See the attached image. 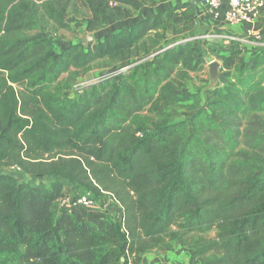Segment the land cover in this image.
Listing matches in <instances>:
<instances>
[{
	"label": "trees",
	"instance_id": "obj_1",
	"mask_svg": "<svg viewBox=\"0 0 264 264\" xmlns=\"http://www.w3.org/2000/svg\"><path fill=\"white\" fill-rule=\"evenodd\" d=\"M85 1L111 18L122 12L113 0ZM191 4L57 50L42 31L71 28L70 0H0V264H140L161 236L200 264H264L263 124H243L264 115V50L235 65L226 88L207 87L206 104L177 122L159 102L193 97L165 88L180 65L200 68L189 41L69 96L80 71L100 60L134 63L163 16ZM13 165L30 179L5 170ZM78 188L115 196L122 218L106 216L100 229L84 206L61 209L59 198Z\"/></svg>",
	"mask_w": 264,
	"mask_h": 264
},
{
	"label": "rangeland",
	"instance_id": "obj_2",
	"mask_svg": "<svg viewBox=\"0 0 264 264\" xmlns=\"http://www.w3.org/2000/svg\"><path fill=\"white\" fill-rule=\"evenodd\" d=\"M70 1L71 5L67 12V18L71 23V28L60 29L57 32L51 29H45L42 31L45 35L50 36L54 40L57 50H60V46L64 44L78 41L83 42L84 33L92 35L93 39L90 42H95V39L98 38L103 40L111 37L106 36V33H108V23L105 19L107 14L101 9L98 13H95L87 6L85 0ZM191 3L192 4L185 10L180 9L172 11L163 16V23L160 25L157 32H153L151 39L154 43L149 47L145 54H142L139 59L133 63L136 66H140L144 62L153 61L155 55L160 54L161 56L164 53V50L166 49L164 46H174L185 42L186 39H190L189 42L197 48L199 57L203 58L200 68L195 71H188L187 68L180 65L178 67V72H176L166 83L165 88L173 93L187 92L193 94V97L186 101L173 102L161 100L159 102L162 110L165 111L169 122L189 119L197 109L206 104L207 96L205 90L210 84L209 64L212 61H218L221 64L219 78V83L221 84H228L230 78L226 74L232 71L235 65L245 62V57H243L245 50L244 43L233 41L225 42L199 37L204 33L203 25L200 27V21L197 18V8L193 2ZM237 37L239 36L237 35ZM156 50L158 51L155 52ZM107 62L108 61L105 60L97 61L90 67L89 71H80L77 80L72 83L69 96H77L82 88L99 82L105 75L113 76L114 72H117L116 68L118 63ZM181 72L185 75V78L180 76ZM90 73L93 76V80L87 81V76ZM68 80V73L63 74L60 78L61 82H66ZM251 123H254L255 128L262 123L263 127L261 132L264 133V115H253L244 120L243 124L244 126H247ZM260 164L264 165V152L260 154ZM5 170L2 169V171ZM51 180H53L52 177L48 176L46 178V182H50ZM215 232L216 231H211L207 237L213 238ZM175 246L182 248L183 250L188 249V247L182 245L177 239L172 240L169 236H161L147 253L158 252L159 250H173Z\"/></svg>",
	"mask_w": 264,
	"mask_h": 264
},
{
	"label": "crops",
	"instance_id": "obj_3",
	"mask_svg": "<svg viewBox=\"0 0 264 264\" xmlns=\"http://www.w3.org/2000/svg\"><path fill=\"white\" fill-rule=\"evenodd\" d=\"M129 3H121L117 1H111V7L120 6L122 12L116 15L114 18L105 17L108 23V29L110 33L106 36L117 34L120 29L118 25H127L131 20L142 19L150 15H155L158 10L173 6L175 4L193 2L197 8V18L200 21V27L203 25L204 34L221 32L225 34H234L239 37L244 36V30L247 27L242 25L240 27H232L223 21H213L204 11V8L200 6L199 0H129ZM187 8V7H186ZM183 8L182 10H185ZM257 31L262 33L264 37V22L258 21L252 25ZM201 35V34H200ZM111 38V37H110ZM63 45L60 46L62 48ZM245 50L243 57H245L244 63L251 64L256 54L264 50L263 42H248L244 44ZM99 204H97L93 210L90 211V220L97 225L100 229L106 227V216L114 220H120L123 216V207L119 204L110 201L107 195H103L98 198ZM192 251L189 249L183 250L179 247H174L173 250H159L158 252L145 253L142 255V261L146 264H200L197 259H192Z\"/></svg>",
	"mask_w": 264,
	"mask_h": 264
},
{
	"label": "built area",
	"instance_id": "obj_4",
	"mask_svg": "<svg viewBox=\"0 0 264 264\" xmlns=\"http://www.w3.org/2000/svg\"><path fill=\"white\" fill-rule=\"evenodd\" d=\"M199 3L200 6L204 8L205 13L212 18L213 21H223L232 27L247 26L244 30L245 34L243 37H237V35L234 34L213 32L199 36L200 38H210L225 42H242L244 44L248 42H263L264 37L262 33L257 31L252 25L258 21L264 22V0H199ZM189 40L190 39H186L185 41ZM135 66L136 65L132 63L118 68L119 70L117 69V72H114L113 76L105 75L101 80L119 76L121 73L131 70ZM227 85L228 84H221L223 88H226ZM6 169L7 172L14 174L20 179H30V175L25 174L18 165H13ZM31 179L34 181H46L44 178ZM104 195H107L111 202L122 206L115 196L108 193ZM97 204H99V200L93 197L91 192L82 188L75 190L67 189L66 193L58 200V205L61 209L68 210L73 205H81L87 208L89 213ZM140 264H146V262L141 261Z\"/></svg>",
	"mask_w": 264,
	"mask_h": 264
},
{
	"label": "water",
	"instance_id": "obj_5",
	"mask_svg": "<svg viewBox=\"0 0 264 264\" xmlns=\"http://www.w3.org/2000/svg\"><path fill=\"white\" fill-rule=\"evenodd\" d=\"M93 39L92 35L88 33H84L83 35V42L85 45H88L90 41ZM220 68L221 64L218 61H212L209 64V76H210V84L208 85V88H216L219 84V78H220ZM93 76L92 74H88L87 81H92Z\"/></svg>",
	"mask_w": 264,
	"mask_h": 264
}]
</instances>
